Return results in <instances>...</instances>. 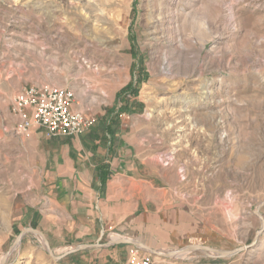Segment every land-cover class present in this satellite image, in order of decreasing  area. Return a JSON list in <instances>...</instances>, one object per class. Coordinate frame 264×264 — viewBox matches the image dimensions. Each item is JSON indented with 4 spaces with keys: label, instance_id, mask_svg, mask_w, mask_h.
<instances>
[{
    "label": "rangeland",
    "instance_id": "1",
    "mask_svg": "<svg viewBox=\"0 0 264 264\" xmlns=\"http://www.w3.org/2000/svg\"><path fill=\"white\" fill-rule=\"evenodd\" d=\"M129 84L137 94L121 91ZM32 85L74 91L72 109L93 117V126L103 108L122 117L125 98L143 105L124 113V130L148 167L163 169L157 211L141 205L99 239L44 233L34 211L45 207L42 168L24 139L36 126L18 133L14 110ZM110 167L99 166L102 176ZM259 215L264 0H0V264H128L132 245H106L120 239L156 250L154 264H264ZM29 228L56 256L81 244L105 246L57 260ZM193 244L247 248L225 257L165 255Z\"/></svg>",
    "mask_w": 264,
    "mask_h": 264
},
{
    "label": "crops",
    "instance_id": "2",
    "mask_svg": "<svg viewBox=\"0 0 264 264\" xmlns=\"http://www.w3.org/2000/svg\"><path fill=\"white\" fill-rule=\"evenodd\" d=\"M124 113L110 117L103 108L95 126L81 135L50 137L33 127L24 138L34 146L31 154L39 157L36 166L42 168L45 207L34 211L50 239H99L106 228H118L135 217L141 205L151 212L148 204H155V211L163 204V169L148 167L135 153L125 136ZM106 162L112 174L103 190L99 166Z\"/></svg>",
    "mask_w": 264,
    "mask_h": 264
},
{
    "label": "built area",
    "instance_id": "3",
    "mask_svg": "<svg viewBox=\"0 0 264 264\" xmlns=\"http://www.w3.org/2000/svg\"><path fill=\"white\" fill-rule=\"evenodd\" d=\"M74 91L48 85L27 87L14 100V110L21 118L17 132H27L36 126L50 136H76L88 131L94 119L81 110L72 109ZM128 264H154L153 256L132 246Z\"/></svg>",
    "mask_w": 264,
    "mask_h": 264
},
{
    "label": "water",
    "instance_id": "4",
    "mask_svg": "<svg viewBox=\"0 0 264 264\" xmlns=\"http://www.w3.org/2000/svg\"><path fill=\"white\" fill-rule=\"evenodd\" d=\"M257 214H259V213L257 212ZM259 216L262 218L263 227H264V219H263V217L261 215H259ZM28 230L38 234L39 236H41L43 238V241L45 243V247L48 249V251L52 255V257L54 259H57V260L65 257V256H67L69 254L76 253V252L81 251V250H86V249H89V248H92V247L105 246L103 244H81V245L77 246L76 248L71 249V250L63 253L62 255L56 256L53 253V250L50 247L49 241L45 238L44 234L41 231H39V230H37L35 228H29V229H26L25 231H28ZM261 232H262V230H259L257 232V236ZM23 234H24V232H21L18 235V237L16 239V242H19L22 239ZM255 242H256V238L254 239L252 245ZM116 244H130V245L135 246L138 249L146 251V252L158 253L156 250H153L152 248H150L146 244L141 243V242L136 241V240H130V239H120V240H115V241H109L108 244H106V245H116ZM246 248H247L246 246H242V247L236 248L234 250L228 251V250H221V249H217V248H213V247H209V246H205V245L193 244V245L186 246L185 248H182V249H179V250L170 251V252H168L165 255L166 256H171V255H176V254H179V253L185 252V251H203L204 253H206L210 257H219V256L225 257V256L233 255V254H235V253H237V252H239L241 250H244ZM7 255L8 254L5 255L6 259H7ZM4 261H3V263H4Z\"/></svg>",
    "mask_w": 264,
    "mask_h": 264
},
{
    "label": "trees",
    "instance_id": "5",
    "mask_svg": "<svg viewBox=\"0 0 264 264\" xmlns=\"http://www.w3.org/2000/svg\"><path fill=\"white\" fill-rule=\"evenodd\" d=\"M131 91V90H133L134 91V94H137V90L135 89H132V86L129 84V85H127L126 87H124V88H122V90L121 91ZM137 103H134V104H131L130 105V99L129 98H125V100L122 102V111L123 112H130V113H134V112H137V111H141L140 109H138V108H140V107H142L143 105H141V104H138V105H136ZM138 106V107H137ZM108 128H109V126L108 127H106L105 129L107 130V131H109L108 130ZM99 178H100V180H101V182H102V184L104 185V183L106 182V178L107 177H104V176H102V174L101 175H99Z\"/></svg>",
    "mask_w": 264,
    "mask_h": 264
}]
</instances>
